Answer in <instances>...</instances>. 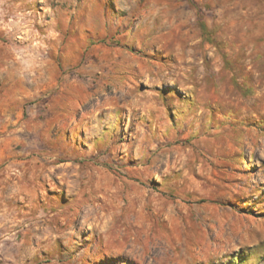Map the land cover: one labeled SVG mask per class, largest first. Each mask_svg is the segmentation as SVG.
<instances>
[{"label": "rangeland", "instance_id": "374dc122", "mask_svg": "<svg viewBox=\"0 0 264 264\" xmlns=\"http://www.w3.org/2000/svg\"><path fill=\"white\" fill-rule=\"evenodd\" d=\"M0 264H264V0H0Z\"/></svg>", "mask_w": 264, "mask_h": 264}]
</instances>
